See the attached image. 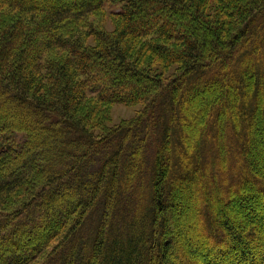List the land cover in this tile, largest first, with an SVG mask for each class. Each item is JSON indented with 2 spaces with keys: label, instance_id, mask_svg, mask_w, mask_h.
<instances>
[{
  "label": "trees",
  "instance_id": "obj_1",
  "mask_svg": "<svg viewBox=\"0 0 264 264\" xmlns=\"http://www.w3.org/2000/svg\"><path fill=\"white\" fill-rule=\"evenodd\" d=\"M261 195L264 0H0V264H253Z\"/></svg>",
  "mask_w": 264,
  "mask_h": 264
},
{
  "label": "rangeland",
  "instance_id": "obj_2",
  "mask_svg": "<svg viewBox=\"0 0 264 264\" xmlns=\"http://www.w3.org/2000/svg\"><path fill=\"white\" fill-rule=\"evenodd\" d=\"M102 19H103V23L105 24V27L108 30H111L113 28V23H111L108 16H104ZM137 109H138L137 105H124L121 103L113 104L109 108V120H107V123L114 124L121 120L131 118L132 116L135 115V112ZM262 200H264V196L261 195L260 197L257 198V201H256L257 202L256 208L259 211L262 210V208H264V205L261 202ZM226 213H227V217L231 219H234L236 221L241 219V218H238L239 214L237 213L234 205H232V207H228ZM263 223L259 224L257 228V232H256V236L260 240V245L254 246V248L252 249L253 253L251 255H252L253 264H255L257 260L264 262V224ZM247 228H248V223L245 222L244 230H247ZM248 258H249V261H251L250 256L243 260H240L238 256H234L232 258V261L234 263V261L236 260L235 262L237 264H247ZM222 263H224V260H221L219 264H222Z\"/></svg>",
  "mask_w": 264,
  "mask_h": 264
}]
</instances>
